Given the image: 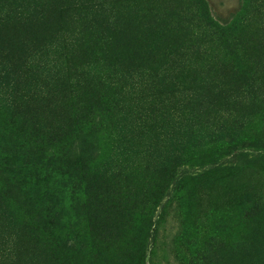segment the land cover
<instances>
[{
	"label": "rangeland",
	"instance_id": "1",
	"mask_svg": "<svg viewBox=\"0 0 264 264\" xmlns=\"http://www.w3.org/2000/svg\"><path fill=\"white\" fill-rule=\"evenodd\" d=\"M243 1L204 3L208 16L226 25ZM149 2L131 0L132 14L145 13ZM122 6L123 0H0V69L6 63L15 67L8 79L0 73V101L15 104L11 116L25 127L44 134L62 131L66 134L61 140H72L67 128L77 127L74 122L90 100L89 89L93 96L107 93L95 84L110 74L119 79L118 102L103 118L101 148L92 157L98 165L129 170L107 182L105 200L98 203L81 194V208L57 218L70 219L72 234L85 242L83 255L57 246L50 238L52 230L38 233L28 225L32 221L40 227L41 204L31 213L21 210L0 167V264H264V72L203 78L184 71L170 83L148 84L143 80L147 58L137 53L132 59L126 52L114 59L106 56L105 30L114 27L111 16ZM247 10L238 26L243 41L264 43V0H255ZM144 45L149 49L147 40ZM187 59L193 68L213 60ZM245 61L254 60L248 54ZM117 64L126 67L121 77L114 71ZM195 93L207 96L190 100ZM157 95L162 106L150 104ZM42 139L19 152L24 155L20 169L21 161L54 168L55 159L47 152L30 150L44 143ZM8 146L10 141L0 143L2 149ZM180 154L176 173L200 172L214 162L228 173L199 189V201L184 202L154 225L160 206L143 193L156 175L142 171V159ZM200 155L203 164L195 162ZM47 172V189L72 204L70 178ZM246 194L256 204L250 212L231 204ZM142 210L150 218L145 225L137 219Z\"/></svg>",
	"mask_w": 264,
	"mask_h": 264
},
{
	"label": "trees",
	"instance_id": "2",
	"mask_svg": "<svg viewBox=\"0 0 264 264\" xmlns=\"http://www.w3.org/2000/svg\"><path fill=\"white\" fill-rule=\"evenodd\" d=\"M261 1L259 0V3ZM254 2L255 0H244L240 11L228 24L218 25L208 16L204 0H151L145 8V13L137 15L132 14L131 0H123L121 10H115L114 15L111 16L114 27L104 31L105 38L109 39L104 43L106 47L108 46L106 56L114 59L116 54L122 55L126 52L132 59L137 53L145 60L147 58L149 60L148 67L145 66L147 73L143 74V80L152 85L170 83L184 71L198 73L203 78L226 72L241 77H245L251 70L264 72V43L260 41L256 46L248 45L243 41L242 27H238L240 21L250 13L247 8ZM52 5L51 9L54 10ZM112 37L114 40L110 45L108 43ZM146 40L149 42V49L147 45H144ZM133 44L136 50L133 49ZM111 46L114 52H110ZM248 54L254 61L244 62ZM187 57L195 59L205 57L213 60L201 67L193 68L188 67ZM119 67L117 64L114 71L121 77L126 67ZM13 70H15L13 63L4 64L0 69L1 77L8 79L14 74ZM118 80L110 74L104 78L100 77L98 84L95 85L99 89L107 90V93L101 96L97 93L93 96L89 89L88 99L90 100L83 108L78 121L74 122L77 127L67 128V132L72 137L69 141L61 140V136L66 134L62 131L44 134L43 130L25 127L11 116V109L15 104L0 101V143L10 141V146L0 148V167L4 174L3 178L10 180L13 186L10 192L11 197L22 206L20 209L27 213L35 211L36 205L41 204V220L38 223L40 227L37 228L38 225L32 221H29L28 225L34 226V230L38 233L41 231L49 233L48 231L52 230V234L49 233L50 238L57 243V246L82 254L85 242L78 241L79 237L72 234L68 227L70 219L63 222L58 221L57 218L81 208L83 204V201H80V198H83L81 194L86 196L85 199L93 197L98 203L105 200L109 191V187H106L107 182L113 178H119L118 176L125 177L129 171L120 165L114 167L107 163L98 165L92 157L101 148V133L105 127L103 118L112 107L117 105ZM151 94L155 97L153 93ZM206 96L203 93H195L194 97L189 99L197 98L200 101ZM153 97L150 98V104L162 106V98L157 95L156 101ZM6 112L10 114L7 117H5ZM193 114L199 117L197 113ZM42 138L44 143L33 145L30 150L47 152L50 159H55V162L51 163L54 168L47 169L48 165H35L21 161L24 167L20 169L18 163L24 155H20L19 152L26 151L30 142L34 144L37 143L36 141L43 140ZM181 157L180 154L157 159L155 155V158L142 159V171L156 175L154 183L143 193L147 201L156 202L157 200L156 204L160 206L154 218V225L160 221L164 222L169 212L177 210L184 202L191 201L194 204L199 201L198 198L202 195V193L199 195V189L202 190L207 182L215 181L228 173L226 170L228 168L215 162V165L211 164L214 166L209 165L200 172L176 173L175 169ZM203 158L200 155L195 162L201 161L203 164ZM47 171H54V173L60 171L70 178L68 191L73 192L72 204H66L62 194L56 195L47 189L50 176V172ZM167 189L162 203L159 204V196ZM249 199L248 194L237 196L231 200V204L234 208L240 207L250 212L256 208V204ZM137 219L139 224L150 223V218L143 210Z\"/></svg>",
	"mask_w": 264,
	"mask_h": 264
}]
</instances>
